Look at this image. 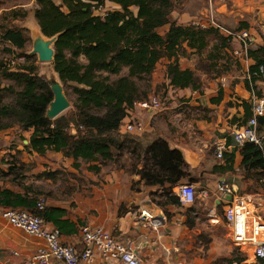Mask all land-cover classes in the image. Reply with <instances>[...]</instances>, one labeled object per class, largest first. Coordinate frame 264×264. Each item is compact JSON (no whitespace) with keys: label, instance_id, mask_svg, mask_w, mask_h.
<instances>
[{"label":"trees","instance_id":"trees-1","mask_svg":"<svg viewBox=\"0 0 264 264\" xmlns=\"http://www.w3.org/2000/svg\"><path fill=\"white\" fill-rule=\"evenodd\" d=\"M175 0H36L34 16L41 34L48 39H55L54 70L61 83L66 86L76 84L71 102L73 119L59 117L51 120L47 111L54 100L49 83L39 75L35 64L36 57L27 55L29 62L20 65L16 70L8 69L6 63H0V73L5 79L14 82L3 86L0 82V134L19 126L23 132L32 134L25 149L30 154L46 156L49 152L62 153L74 159V167L80 168L79 161L92 164L89 170L99 173L104 161H110L114 154L126 150L132 138L120 132L123 121L134 109L137 101L146 99L150 94L141 92L137 80L153 76L158 64L169 60L166 67V78L174 89H192L201 91V81L195 71L182 69L180 60L191 54L201 55L210 45V38L215 36L220 42V53L211 55L209 60L223 59L221 51L230 49V39L222 36L216 29H201L193 25H179L170 20ZM107 3H113L119 9L96 15ZM133 8L137 9L134 13ZM28 12L13 9L5 12L0 23L1 41L11 44L18 50H24L30 42L28 29L8 25L9 20L26 19ZM169 26L165 34L160 29ZM249 28L245 22L238 30ZM5 52H11L5 49ZM249 57L254 64L249 69L250 79L244 81L245 88L257 97V82L264 81V45L249 50ZM217 62V63H216ZM239 63V62H238ZM230 68V67H229ZM127 74L112 80L111 76ZM222 71L220 75L222 76ZM14 100L7 102V96ZM224 91L219 90L212 104L223 101ZM245 111L242 126L253 117L252 105L242 101ZM101 114H93L92 111ZM208 113L210 110L201 109ZM74 117L76 119H74ZM204 118H207L205 116ZM239 120L235 117L233 122ZM76 124L73 133L71 123ZM259 135L264 134V116L258 118ZM122 135H121V134ZM138 140V139H137ZM139 142V141H138ZM135 145L131 152H138L143 168L138 171L141 182L147 187H158L160 196L165 197L161 206L174 205L182 207L174 188L183 184H195L185 157L179 149H173L169 143L158 138L145 147ZM245 178L255 181L264 178V148L247 143L241 149ZM141 152V153H140ZM225 165L216 166L215 171H234V152L226 150L223 158ZM20 167V168H19ZM10 167L5 176L26 171L28 166ZM55 172H44L41 177L54 179ZM24 193L16 192L7 186L0 185V208L23 209L36 213L38 197L43 193L33 194L30 185L21 188ZM31 193V195H29ZM193 207V206H192ZM40 216L56 227L63 236L77 235L82 222L77 224L65 219L66 212L47 207ZM191 227L193 223L189 224ZM246 255L238 260H229L230 264H241ZM264 264V261H258Z\"/></svg>","mask_w":264,"mask_h":264},{"label":"crops","instance_id":"crops-1","mask_svg":"<svg viewBox=\"0 0 264 264\" xmlns=\"http://www.w3.org/2000/svg\"><path fill=\"white\" fill-rule=\"evenodd\" d=\"M182 1L184 2L182 8L170 16L172 22L179 25H193L194 22L206 20L207 0H201L202 2L198 0L194 3L191 0ZM232 1V4H226L224 0H212L215 19L223 25L230 23L240 26L243 22L247 23L249 28L244 29L248 30L253 40L257 42L253 31L255 32L259 24L264 26V0ZM109 4L118 8L113 3ZM164 28L165 31L161 34H165L169 26ZM239 63L240 72L243 73L241 77L223 74L216 80L217 83L203 85L201 92L192 89H174L166 78L164 101L167 103L163 111L150 115L142 109H136L132 117L140 118L151 125L148 136L144 139L145 146L155 139L162 138L169 143L171 148L182 151L188 170L192 178L197 181L194 185L197 189L200 186L211 187L210 191L213 195L220 180L233 183L239 190L255 183L252 179H245L241 167L243 160L241 150L232 147V132L241 127L245 115L242 101L250 103L253 108L256 100V96L245 88L244 83L254 61L250 58L249 61ZM180 65L182 69L194 71V68L188 67L182 63V60ZM256 86L257 92L264 95V81L257 82ZM220 89L224 91L223 101L219 105L212 104L211 99L217 96ZM201 109L210 111L206 113ZM205 116L207 118H204ZM235 117L239 120L236 123L233 122ZM171 122L178 129L173 128V125L170 127ZM180 123L184 125L183 128H180ZM20 133L25 137L22 141L24 146L17 145L14 148L9 147V143L17 140V135L9 130L0 134V164L5 165L4 162L8 160L9 155L19 154L22 162L32 165L31 174L33 175L58 171L68 173L70 178L67 181L70 182L68 183L70 188L61 189L58 185H52L51 191L40 196L45 200L47 207L64 210L65 219L76 224L80 221L83 225L103 226L117 236L132 239L134 243L136 242L135 244L139 245L144 264L147 261L146 255L156 248L158 242L156 239H160L162 233L166 230L176 233L181 228V226L171 225L162 210L152 208L155 204L151 200V193L156 192L157 187H147L138 176H129L116 169L107 171L102 167L97 174L85 171V174H80L85 164L84 161L80 160V168H75L74 159L67 158L62 153L49 152L46 156L30 154L25 149V145L29 143L28 139L32 131L23 132L20 129ZM220 145H226L229 152H234V171H215L216 166L225 165V159L216 157V149ZM91 165L87 163V166ZM57 180L60 181L54 178L48 179L47 182L52 184ZM132 182L140 183L139 191L132 189ZM13 190L24 193L21 189ZM166 208L168 215L170 214L169 217L174 220L172 223H176V220L180 221L183 217L176 213L178 209L176 206L167 205ZM3 210L4 208H0V264H27V260L35 254L38 245L43 242L9 227L1 219ZM142 211H147L154 216V219L164 217L166 220L155 230L140 220ZM49 226L53 225L49 224ZM64 240L68 243L79 244L80 232L77 235L64 236Z\"/></svg>","mask_w":264,"mask_h":264},{"label":"rangeland","instance_id":"rangeland-1","mask_svg":"<svg viewBox=\"0 0 264 264\" xmlns=\"http://www.w3.org/2000/svg\"><path fill=\"white\" fill-rule=\"evenodd\" d=\"M195 1L198 0H191V2L193 3ZM224 1L226 2V4L233 3L232 0ZM55 2L58 5L61 4V0H55ZM199 2L202 1L200 0ZM182 4H184L182 0H175L174 10L172 14L176 11H179L182 8ZM22 8L28 12L27 18L17 21L9 20L8 25L28 29L30 42L26 45L24 50H18L11 44L1 41L0 30V63H6L8 69L10 70H16L17 67L29 61V59L26 58L27 55H34L36 57L35 64L39 68V75L43 77L50 85L54 82H59L63 87L67 98L70 101H74L76 99L74 95V87H76V84L64 86L54 70L53 62H41L39 60V56L37 54H34L36 36H39L41 40L52 42V39H48L41 34L40 28L36 22L34 16V10L36 9V0H0V23H2V16L5 14V12L13 9L19 10ZM116 9L119 8H116V6L108 3L103 10L100 9V12H96L95 14L104 15L106 12L114 11ZM133 11L134 13H136L137 9L133 8ZM172 19H174V15H172ZM219 24L223 25L220 21ZM234 25L235 24L227 23L223 26L231 29L239 28V25ZM164 29L165 28L160 29V33H164ZM253 34L256 37L257 42L254 43L252 49L260 45H264L263 24H259V26L255 28V32L253 31ZM216 47H220V42L217 37L213 36L210 38L209 47L207 48V50L203 51L201 55L191 54L188 57L181 59L182 63H185L188 67L194 68V71L200 79L202 86H208L209 84L216 82V80L221 77H218V75H220V71H222V73L224 74L233 75L234 77H241V75H243V73H241L239 69L240 63H236V59L232 57L229 51L227 52V54L226 51H221V56L223 57V59L218 61V64L215 68L212 67V64H214L215 61H210V56L220 53V50H217ZM5 49H9L11 52H5ZM168 63L169 60L163 59L158 64L156 71L154 72L152 77L143 80H137L141 92H146L149 94L155 93L157 95H161L163 98L166 97L164 89H166V67ZM126 74L127 71L124 70L123 73L119 76H111V79L117 80L119 79V77ZM235 79L240 81L238 78ZM0 82L3 86L14 84V82H11V80L5 79L1 73ZM13 100V95L7 96V102H12ZM92 113L101 114L100 111L97 110H93ZM202 115H204V113ZM60 117H66L68 118V120H72L73 107L71 106ZM74 119L76 118L74 117ZM137 119L142 120L140 118ZM181 124L182 123H180V128H183L184 125ZM75 125L76 124H74L73 122L70 125V130L73 133L76 132ZM169 126L178 129L173 122L169 123ZM9 131L16 134L18 137L17 140H13L9 143V147L14 148L17 145L24 146L22 141L25 139V137L22 136V133H20V127L18 125L14 126ZM146 136H148V134H145L142 137L130 135V137L132 138L127 143L126 150L121 151L120 153L116 152L112 160L104 161L103 168H105L107 171H111L113 169L123 171L129 176L133 177L138 176V171L143 168V162H141V158L143 156H138L139 151H131L135 145L140 144L143 147V149L141 150L143 153L142 155H144V149L146 147L144 139L146 138ZM4 163L5 165L0 164V185L7 186L10 189L18 190L23 188L24 185H30L33 189L32 195H34L37 193L46 194L47 191H51L52 185H58L61 189L70 188V184H68L70 182L67 181L70 178V175L68 173L62 171L55 172V178L60 179V181L57 180L55 183L51 184L47 182L48 179H45L44 177L42 178L41 174H31L32 165L26 163L25 164L29 168L28 170H18L14 174L5 176V174L3 173H7L10 167H19L20 163H24L22 162L21 155L19 154H16L14 156L9 155L8 160ZM82 168L83 170H80V174H85V172L97 174L89 170V166H87V163H85ZM138 177L140 178V176ZM132 189L134 191H139L140 183L132 182ZM158 190L151 193V200L156 206H152V208L162 210L167 216V221L171 225L174 224L183 228L182 230H180L181 228L178 229L176 233L172 232L171 230H166L164 233H162L161 238L156 239L158 240V242L156 243V248H154L153 251L146 255V264H230L229 260H238L243 254L246 255L247 259L241 264H259L258 261L255 260L253 252L250 249H247L246 252L238 248L232 242L229 229L227 228V225L223 220V208L221 206L215 212L216 217L212 218V216H210L211 210L214 209L215 205V197L210 191L211 187L206 188L204 186H200L197 189L198 197L193 207L190 206L187 208L186 206H176L178 208L176 213L183 216L181 217L180 221L176 220V223H172L174 222V220H171L172 217H169L170 214L168 215L169 212L166 206L159 205V203H163L166 198L160 196V192ZM240 190L242 195L247 194L249 196H252L251 194H254L251 198L254 203L257 204L259 212L264 215V183L262 182V180L255 181L253 185H248L247 188H242ZM205 192H207L208 197H205ZM38 198L39 200L43 199L40 197ZM191 223H193L192 227L189 225ZM129 240L133 241L132 239ZM137 246L139 247V245Z\"/></svg>","mask_w":264,"mask_h":264},{"label":"built area","instance_id":"built-area-1","mask_svg":"<svg viewBox=\"0 0 264 264\" xmlns=\"http://www.w3.org/2000/svg\"><path fill=\"white\" fill-rule=\"evenodd\" d=\"M208 1L206 20L197 21L193 26L201 29H216L222 36L230 39L228 50L237 62L249 61V50L254 45L252 35L248 30L227 28L215 19L214 5ZM96 12H100L97 10ZM260 71L264 73V69ZM250 79V75L248 74ZM164 98L155 93L146 99L137 101L134 109L129 112L123 121L120 132L125 135L142 137L150 131L151 125L143 120L133 117L136 109H142L153 115L163 111ZM264 116V95L257 97L253 106V117L250 121L232 132V147L241 149L245 144L252 143L264 148V134L259 135L258 118ZM227 150L226 145H220L216 149V157L223 158ZM264 183V178L262 179ZM182 206H193L198 197L197 187L194 184L183 183L173 190ZM208 197L207 192L204 193ZM215 205L211 210L212 218L221 206L223 208V220L230 232L234 245L247 252L252 248L256 261H264V215L259 212L257 204L252 198L242 195L236 185L220 180L214 192ZM46 208L44 199L38 200L36 213L23 209H4L1 219L9 227L17 229L28 236L41 240L35 254L27 260V264H144L140 248L129 239L116 235L103 226L83 225L80 228L79 244L68 243L64 236L54 226L40 216V212ZM140 220L157 230L166 219H154L147 211H142Z\"/></svg>","mask_w":264,"mask_h":264},{"label":"water","instance_id":"water-1","mask_svg":"<svg viewBox=\"0 0 264 264\" xmlns=\"http://www.w3.org/2000/svg\"><path fill=\"white\" fill-rule=\"evenodd\" d=\"M40 41V43H35L34 54H37L39 56V60L41 62H54L55 39H52V42H43L42 40ZM50 86L54 94V100L49 106V109L47 111V117L51 120H55L71 107V102L67 98L63 87L60 85L59 82H54Z\"/></svg>","mask_w":264,"mask_h":264},{"label":"bare ground","instance_id":"bare-ground-1","mask_svg":"<svg viewBox=\"0 0 264 264\" xmlns=\"http://www.w3.org/2000/svg\"><path fill=\"white\" fill-rule=\"evenodd\" d=\"M41 38L39 36H36V42L37 43H40L41 41ZM43 42H46V40H42ZM247 249H250L251 251L253 250L252 248H247ZM253 252V251H252Z\"/></svg>","mask_w":264,"mask_h":264}]
</instances>
